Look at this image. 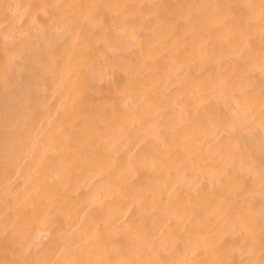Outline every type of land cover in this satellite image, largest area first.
<instances>
[{
	"label": "bare ground",
	"instance_id": "6f19581e",
	"mask_svg": "<svg viewBox=\"0 0 264 264\" xmlns=\"http://www.w3.org/2000/svg\"><path fill=\"white\" fill-rule=\"evenodd\" d=\"M0 264H264V0H0Z\"/></svg>",
	"mask_w": 264,
	"mask_h": 264
}]
</instances>
